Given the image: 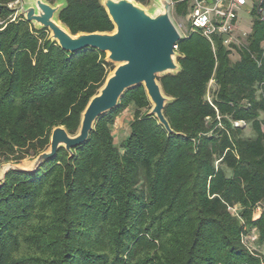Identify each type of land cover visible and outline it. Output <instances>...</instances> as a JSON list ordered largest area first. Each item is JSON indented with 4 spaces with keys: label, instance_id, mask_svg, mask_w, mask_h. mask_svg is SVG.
I'll use <instances>...</instances> for the list:
<instances>
[{
    "label": "trees",
    "instance_id": "trees-1",
    "mask_svg": "<svg viewBox=\"0 0 264 264\" xmlns=\"http://www.w3.org/2000/svg\"><path fill=\"white\" fill-rule=\"evenodd\" d=\"M15 1L0 0L2 19ZM66 2L59 19L72 34L114 30L100 0ZM252 23L236 60L200 34L178 44L181 71L159 79L176 135L147 116L138 86L72 157L60 149L35 173L8 172L0 264H264L251 246L255 235L264 244V24ZM49 37L23 17L0 31V167L47 151L57 127L77 135L114 70L105 53L72 54ZM132 104L118 147L111 126Z\"/></svg>",
    "mask_w": 264,
    "mask_h": 264
},
{
    "label": "water",
    "instance_id": "water-1",
    "mask_svg": "<svg viewBox=\"0 0 264 264\" xmlns=\"http://www.w3.org/2000/svg\"><path fill=\"white\" fill-rule=\"evenodd\" d=\"M114 30L112 32H80L72 34L59 19L66 0L51 4L47 0H23L18 17H23L37 30L47 29L49 40L64 51L77 53L94 49L106 54V61L115 65L99 93L91 98L82 114L77 135L64 127L52 131L50 147L27 166L8 163L0 167V182L10 171L35 173L46 161L55 158L60 149L70 157L73 150L88 141L97 120L115 110L124 94L138 86L145 88L152 105L147 116L155 117L169 135H176L165 116V108L174 101L163 90L159 79L181 71L180 53L176 46L184 35L174 19L170 0H150V6L136 0H100Z\"/></svg>",
    "mask_w": 264,
    "mask_h": 264
},
{
    "label": "built area",
    "instance_id": "built-area-1",
    "mask_svg": "<svg viewBox=\"0 0 264 264\" xmlns=\"http://www.w3.org/2000/svg\"><path fill=\"white\" fill-rule=\"evenodd\" d=\"M172 2L173 15L180 18L178 23L185 38L192 34H200L208 40L216 50L217 41L221 45L237 54V50L244 48L250 32L241 27V15H252L253 20L264 24V0H170ZM23 4V0H16L9 4V9L13 11L7 19L0 17V31L9 22L18 18V11ZM178 8L180 12L178 13ZM178 50V46H176ZM215 81H211L214 85ZM243 123H236L237 126ZM261 208H257L260 214ZM257 236H253L255 241Z\"/></svg>",
    "mask_w": 264,
    "mask_h": 264
},
{
    "label": "rangeland",
    "instance_id": "rangeland-1",
    "mask_svg": "<svg viewBox=\"0 0 264 264\" xmlns=\"http://www.w3.org/2000/svg\"><path fill=\"white\" fill-rule=\"evenodd\" d=\"M150 4V2H149ZM148 4V5H149ZM146 6L147 8H149L150 6ZM174 16V15H173ZM174 19L176 20L177 23H180L181 20L180 18H177L174 16ZM241 21L242 24L247 28V29H252V22H253V17L252 15H248V14H242L241 15ZM238 57V55H234L232 58L233 60H236ZM114 68L115 65L113 64ZM135 106L132 104L127 110H125L124 112L120 113L117 118H116V122L113 126H111L112 129V134L114 136L115 139V144L119 147L121 142L129 135L130 133V124L134 119L135 116ZM31 163L30 159H26L23 162H21V165L27 166ZM256 240L251 244V246L253 248H257L258 250H260L261 252L264 253V244H258L257 240L258 238H255Z\"/></svg>",
    "mask_w": 264,
    "mask_h": 264
},
{
    "label": "crops",
    "instance_id": "crops-1",
    "mask_svg": "<svg viewBox=\"0 0 264 264\" xmlns=\"http://www.w3.org/2000/svg\"><path fill=\"white\" fill-rule=\"evenodd\" d=\"M241 27L247 29V28L242 24V22H241ZM247 30H248V32H250V33H251V31H252V29H247Z\"/></svg>",
    "mask_w": 264,
    "mask_h": 264
}]
</instances>
